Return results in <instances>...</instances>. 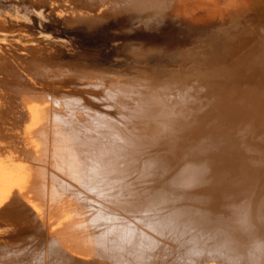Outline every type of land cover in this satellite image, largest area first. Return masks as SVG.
<instances>
[{
	"label": "rangeland",
	"instance_id": "rangeland-1",
	"mask_svg": "<svg viewBox=\"0 0 264 264\" xmlns=\"http://www.w3.org/2000/svg\"><path fill=\"white\" fill-rule=\"evenodd\" d=\"M217 1L219 3L213 2L214 5H220L222 0ZM259 3L261 12L264 15V1H260ZM121 4L125 6L120 7ZM162 11V0H0V264L49 263L47 261L44 263L41 262L45 256H48V254H44V251H47L48 248L51 247V244L48 246V242L57 240L62 244L70 239V236H68L69 234L61 230V224L67 221L68 223L73 221L74 213L77 214H74L76 218L78 216L80 219H84H81L83 220L82 223L79 219L81 226L85 222V218L81 216L83 215L81 214L83 210L80 211V209H84L86 204L83 203L84 205H82L81 202L83 201L74 195L85 185H81L77 179L86 180V173L93 170L91 167L87 166V163L91 161L89 155H117L113 151L101 150L103 149V144L101 143H86L85 140H107L110 138L132 140L133 137H122L119 136V134L122 131H127V128L131 127L133 128L129 129V131L133 133L137 131V120L131 119L130 122V120L127 121V118H125V116H129L131 113L123 112L117 108V106H114L118 99L123 98L122 100H124L131 97L125 93L126 89L121 87V85L125 82H133L131 79L133 75H131V73H122L119 64L122 63L123 60H127L128 62L129 60H133V50L136 48H140L146 55L151 52L148 54L150 58L155 57L156 59L166 60L169 58H178L188 61V59L194 57V55H192L193 53L199 51V48L196 46L198 43V40H196L197 36L203 34L208 27L215 26L219 21L218 14L213 12L208 13V11H204L203 14L201 13L198 17L193 19L183 20L180 18V21L179 18L175 16H167L166 18V16L162 14ZM174 19L176 21H174ZM155 54H157V57ZM32 61H35V64ZM233 61L234 59H230L229 62L219 61L218 64L230 65ZM146 62L142 64V66H146L148 64ZM155 63L157 64L155 60H151L150 66L151 64L155 65ZM169 63L171 62H168L166 65L163 63H160L162 65L159 63L157 65H159V68H181V65L178 66L175 63L169 65ZM191 64V62L187 63L186 66L188 67ZM4 74L7 75L6 77L8 78H5ZM77 77L81 79L75 80ZM2 79L6 80L3 81ZM94 83L95 86H92ZM102 83H105V85L101 86ZM78 86L80 87L78 88ZM204 89L203 95L198 99V101H201V105L200 102L197 101V103L190 104L183 108L184 111L188 109L186 110V113H188L187 115L183 110L180 111L183 114L179 113L184 120L180 118L182 120L177 121V123H183L179 131L181 130L180 134L185 137V140L193 141L195 139L193 142L196 141L195 143L209 150H217V148H221V146H226L225 148H228L229 145H232V142H236V144L234 143L236 146L241 142L246 148V143L252 144L251 140L253 142L252 145L256 144V146L254 145L256 149L264 145V118L262 116L264 115V96H262V98L261 95L247 96L249 94L237 93L223 95V93H216L217 90L215 91V88L212 90L211 88L204 87ZM23 91L25 92L23 93ZM26 91H28V93ZM20 93L23 94V97ZM19 94L21 96H19ZM36 94L38 96L48 97V100L50 98L54 99V102H69V104H72V106L59 107V109L62 110L60 113L69 114L67 120L60 119V123L70 124L67 129H72L74 132L73 135L76 137L72 136L65 139L66 143L61 144L60 150H57L56 153L47 148H42L40 143L35 141L36 138L30 135L26 136L25 133H23L28 131L27 125L29 124L28 122L31 121H29L30 113L28 110L26 111V106H22V103L26 97H29L27 95L36 96ZM78 97H82L81 99L85 102L83 104L85 108L82 109L83 106H81L79 109L78 106H74L76 105L75 102H71V98L77 99ZM95 97H99L97 101ZM255 97L260 99L259 102H261L259 103L257 101L259 104H256L257 106L254 104L256 102L255 100H257ZM250 101L254 105L248 104V102L251 103ZM30 102L31 101H27L26 104H30ZM50 102L51 103H45L40 99L39 102L36 101V104L31 102V105L40 108L44 106L49 108L52 106L54 107V112L58 111L56 110V105H54L55 103L52 104L51 100ZM206 104L208 106V108H206L207 110H205ZM250 105H252V107ZM200 106L201 108L203 106V108L201 109ZM194 111L196 114L202 112L198 114H202V116L204 115L205 117L202 118L204 119L203 122L199 120L201 119L200 117L196 120V123L198 122L200 125H198V123H193L194 120L197 119L196 117L200 116L198 114L195 115L193 113ZM23 113L26 114L23 116ZM189 115L193 118H190ZM81 116H84V119ZM188 119H190V122ZM73 120L76 121V123H72L71 121ZM254 120L256 124L252 123ZM58 121L59 120L54 121L56 127ZM185 122H192V124L189 126V124L187 125ZM186 125L188 127H185ZM255 126H257V129ZM190 127L192 128L189 131ZM89 128L91 131H95V133L99 132L104 135L82 136L85 133L84 131H87ZM253 130L254 132H252ZM183 132L184 134H182ZM76 133L79 135H76ZM250 133H252V135ZM223 138L225 140H223ZM248 138H250V143L248 142ZM260 141H262V143ZM222 142L225 144L224 146L220 144ZM259 143L261 144L259 145ZM125 144L121 143L120 147H124ZM243 144H240V146ZM235 145V148L232 146L229 147V149H231H228L227 153H229V157H232L231 161H233V164L243 168L241 177L237 175L235 180L241 183V187L244 189L247 188V190H245V197L247 200V195H250V192L256 188L259 179L255 174L254 177H251V180H246L249 175L248 172H250L246 168H249L250 165L247 163V160L244 161L246 157V154H244L245 148L242 146L244 150L241 151L238 149L239 146H237V148ZM105 146L109 148L107 145ZM157 146L158 149H156L155 152L161 153V157H167L169 150L160 149V144ZM190 147L193 149L191 150ZM263 147H261V156L255 161L254 169L257 174L264 172ZM131 148L136 149V151L134 150L129 153L130 156H136L135 159H137V156L150 152L143 151L139 146H131ZM186 148L187 145L184 151L188 154V157L186 158L185 156L184 158L182 155L184 159H187L185 160V164L183 163L184 160H181L183 162L177 160L175 163L179 162L177 164L181 163L183 167H187V165L191 167V162L193 161L192 164L199 163V166L206 164L209 168L213 166V162H211L209 158L201 157V154L199 155L201 159L203 158L201 160V162H204L203 164L199 161L200 159L198 160L199 155H194L193 157L192 154H197L193 151L195 149L194 146H190L189 144V148ZM232 148L235 151H232ZM261 148H259V150ZM41 150H43V152H41ZM186 150H189V152ZM38 151L40 152V156L36 158L35 155H37L36 153ZM119 153L126 154L127 150L124 151L123 149ZM150 153H152V151ZM222 156L223 155H220L218 158ZM192 157L195 160L198 157V161L191 160V162H189L188 158L192 159ZM144 159L147 158L145 157ZM228 159L227 162L230 161ZM92 160L94 162L103 161L99 158H92ZM109 161L107 162L117 163L125 160L120 159L118 161V159H112ZM187 162L189 164H186ZM171 164L173 165L174 163ZM174 166L175 168L173 169ZM174 166L172 167L174 174L168 175L169 177L166 176L165 180L163 179L161 183L167 182L176 174L174 170L177 168L176 166L179 168V165L175 164ZM131 168L133 169V166H131ZM178 168L175 170L176 172L180 169ZM94 169L96 170V168ZM98 170L99 169H97V171ZM211 171L213 173H219L218 170ZM23 172L30 173L29 176H27L31 180V186L33 189L37 188V190H35L32 197L23 194L22 200V198L18 197L19 194L16 191L22 192L21 189L25 182V177L22 174ZM128 173V180L130 183L132 182L131 185L133 186L130 185L131 187L129 190L142 189L144 186L142 184L145 180L135 179L137 177L140 178L141 172H139V174L137 171H133V173L130 171ZM147 181L145 182H147L146 184H148L147 187L149 186V189L156 187L154 180L151 181H153L155 185L152 184L153 182H151L150 179ZM137 182L142 184L139 183L136 185ZM13 193H17L18 195H13ZM90 197L93 199L95 198L93 195H90ZM79 204L80 207H78ZM72 205H76L78 209H76V206L74 209L80 213H77L76 210H74L73 213ZM146 205L147 207L152 206L157 208V204L153 205V203L152 205L143 204V207L136 204L134 205L135 207L132 205L133 209L130 208V213L125 214L121 209H118L117 206H109L107 212H109V214L111 213L112 216H119L116 222L118 224L123 223V221H125L124 224H126L130 220L142 221V218L143 221H145L147 218L152 219V216L153 221H158V219L161 220L162 217L170 215V211L168 210L170 205L167 207L164 206L167 209H164V207L161 209L162 207H160L156 209V211L152 210V212L151 210H145L147 208ZM137 206H140V208ZM141 208L144 209L142 210ZM157 210H159V212ZM164 210L167 213L164 212L165 215L163 214ZM161 211L162 213H160ZM201 211L200 209L195 210L193 219H188V222L191 224V229L190 227L185 228V226L182 225H173L174 228L170 227L174 230L169 229L171 231H168V236L166 234L165 239L168 237L167 241L171 240L173 248L176 249V246L192 240L194 235H201L203 238L208 235V240L210 242L211 240H226L230 242L225 246L228 248L234 249L237 246H247V248L255 249H252L254 254H248L244 259L240 255L234 254L232 251L230 254L232 262L235 263L240 261L241 264H264L262 262L264 260V253L260 255L261 257L255 255L256 252H259L256 250L259 247L264 251V243H257L258 245H255L257 248L249 243L255 238L257 240H264V231L262 233L244 234V236H246V238L243 237V241L245 242L246 240L244 244L234 242V238H213L216 236V233H213L210 222H207L206 226L204 223H199V220L204 217ZM261 211L264 213V209H261ZM154 215H156V217ZM157 215L164 216L160 217ZM57 216L58 218H56ZM216 217L217 216H215V218ZM55 218L59 221L63 219L61 220L62 223L60 224L61 221H56ZM54 219L56 223H54ZM119 219H121L122 222ZM77 220L78 218L75 221ZM196 220H198V222H196ZM78 222L77 224L79 225ZM176 226L182 227L183 229L185 228L186 230L181 231V228ZM263 226L264 222H261L260 227L263 228ZM176 228H178L179 231L175 230ZM204 229L206 230L204 231ZM180 231L182 234L184 231L185 234H181V237L175 235L178 234L176 232ZM169 235H174V238L172 237L174 241ZM175 236L177 238H175ZM230 236L238 235L230 234ZM178 239H181V242L178 243V241H180ZM210 242H208V245H210ZM180 247L181 248L178 247L176 250L182 249L184 245ZM48 251L46 253H48ZM179 251L174 253H178ZM55 253H57L58 258L61 259L62 257L69 258L71 255L68 246L63 248L62 251ZM156 253L159 254L157 255L154 253V255L157 256H155L156 258L153 256L151 261H155L160 255H163L162 251H157ZM205 253H207V251L201 254ZM174 257L175 256H173V258ZM77 258L78 260L81 259V257ZM82 261L83 264H110L106 261L98 260L97 258H91L90 260L82 258Z\"/></svg>",
	"mask_w": 264,
	"mask_h": 264
},
{
	"label": "bare ground",
	"instance_id": "bare-ground-1",
	"mask_svg": "<svg viewBox=\"0 0 264 264\" xmlns=\"http://www.w3.org/2000/svg\"><path fill=\"white\" fill-rule=\"evenodd\" d=\"M260 1L264 0H222L220 2V5H214L213 2L216 3L218 2L217 0H162V14L166 16V18L167 16H175L179 18V21L181 19L187 20L196 18L199 16V14H203L204 11H208V13L213 12L218 14L219 21L215 26L208 27L207 29H205L206 31H204L203 34L197 36L196 40H198V43L196 44V46L199 48V51L193 53L192 55H194V57L188 59V61L178 58H169L166 60L156 59L154 57V59L148 57V54H150L151 52L146 55V53H143L140 48H136L133 50L134 54L132 55L134 59L129 60L130 63L127 60H123L122 63L119 64L122 73H131V75H133L131 76L133 82H125L121 85V87H124V89H126L125 93L131 97L124 100H122L123 98L118 99L117 102H115L114 106H117V108H119L123 112L131 113V115L125 116V118H127V121L130 120V122L131 119L137 120L136 130L138 132L135 130V133L129 131V129L133 128L131 127L127 128V131H122L119 134V136L122 137H133L132 140H124V138L119 140L113 138L107 140H85L86 143H101L103 144V149L101 150L109 152L113 151L117 155H89L91 161L87 163V166L91 167L93 170L86 173V180L77 179V181L81 185L85 186L81 188L78 193L74 194L83 201L81 202L82 205L86 204L85 208L82 207L84 209L79 208L80 211L83 210L81 211V214H83L81 216L85 218V224L83 223L82 226L80 225V220L83 218L80 219V217L78 216V220L75 221L77 219L75 215L77 214L74 213V210L78 209V207H80V204L78 207L75 205L76 209H74L75 206L72 205V211L75 215L73 214V221H70V223H68L67 221L65 223L63 222L65 225L61 224V220L63 219H60V222L56 219L58 218L57 216L55 219L62 225L61 230L67 232V234H69L68 236H70V239H68L69 242L68 240H66L61 244V242L57 240H51L49 242L46 241L48 242V246L51 244V247L48 248V253H46L47 251H44V254H48V256H45V258L42 259L43 261L41 262L44 263L45 261H47L49 263L51 262L50 264H83L82 258L86 260L97 258L98 260L106 261L110 264H241L240 261H237L235 263L232 262V257L230 256L232 251L234 252V254L240 255L243 259L248 254H254L252 252V249H255L247 248V246H237L234 249L225 247L228 245V243H230L226 240H211L210 242L208 240V235L204 238L201 235H194L193 239L191 238L192 240L186 243L182 242L183 244L181 245H184L182 249L176 250L178 247L181 248V245L176 246V249L173 248L171 245V240L167 241L168 237L165 239V236L166 234L168 236V231H171L169 229L174 228L173 225H182L185 226V228L190 227L191 224L190 222H188V219L192 220L194 211L198 209H200V211L202 210L201 214H203L204 216H202L203 218L199 220V223H204L206 226V223L210 222L213 233H216V236L213 237L212 235L213 238H234V242L244 244L246 243V240L245 242L243 241V239L246 238L244 234L246 235L248 233H262L264 231V226L263 228L260 227L261 222H264V213H262L261 211V209H264V172L257 174L255 173L254 169L255 161L261 156V147H263L264 145H261V147L257 146L261 148L260 150L259 148L256 149V144H254L255 146L252 145V140L251 145L243 140L247 144L246 148L241 142L239 143L243 145L240 146V144L238 143L239 145L237 146H239V148L235 145L236 142H234L235 144L232 142L231 145L232 147H234L235 145L241 151L244 150L242 146L245 148V153L243 152L244 154H246L244 161L247 160V163L250 165L249 168H246L250 171L248 172L249 175L247 176L246 180H251V177H254L255 174L259 179L258 185L250 192V195H247L246 200L245 190H247V188L244 189L243 187H241V183L235 180V177L237 175L238 177H241V171L243 170V168H240L239 166L233 164V161H231L232 157H229V153H227V150L231 146L227 144L229 146L228 148H225L226 146H224L225 144H223L222 142L220 144H223L224 147L221 146V148H217V150H209L206 147H202L198 143H195L196 141L193 142L195 139L193 141H187V139L185 140V137L180 134L181 130L179 131V128L183 123H177V121L183 119L182 116H180L181 114L179 115V113H182L180 111H184L183 108L187 107L190 104L197 103L198 99H200V97L203 95V92L205 90L204 87L211 88L212 90L213 88H215L214 90H217L216 93H223V95L237 93L249 94L247 96H264V15L261 12V6L259 3ZM121 6L124 7L125 5L121 4L120 7ZM175 19L174 21L178 20ZM155 55L157 57V54ZM230 59H234V61L230 65H222L221 63V65L218 64L219 61L229 62ZM151 60H155L157 64L163 63L164 65L168 64V62H171L172 64L175 63L178 66L181 65V68H159V65H157L156 63L155 65H153V63L150 66ZM32 62H34L35 64V61ZM145 62L148 64L146 66H142V64H144ZM190 62L192 64L187 67L186 64ZM171 63H169V65ZM6 76L7 75H5V78H8ZM80 79L81 78L77 77L75 80ZM2 80L4 81L6 79ZM104 85L105 83H102L101 86ZM81 86L84 87L83 85ZM92 86H95V83L92 84ZM79 87L80 86H78V88ZM24 92L25 91H23V93ZM26 92L28 93V91ZM20 94L19 96L22 95L23 97V94ZM27 96H29L30 98L24 97L25 100L24 102L22 101L23 105H21L27 107H25V109L30 113L29 121L31 122H28L30 125L26 124L28 127V131L23 133H25L26 136L30 135L36 138L35 141L37 143H40V146H42V148H47L48 150L54 151V153H56L57 150H60L61 144L66 143L65 139H68L72 136L76 137L75 135H73L74 132L72 129H67L70 124L60 123V119L67 120V116H69V114L60 113L62 110H60L59 107L69 105L72 106V104H69V102H54V99L50 98L48 100V97L40 95L38 96L37 94L36 96ZM81 98L82 97H78L77 99L71 98V102H75L76 105L74 106H78L79 109L81 106H83L82 109L85 108L83 105L85 102H83ZM97 98L95 97L96 101ZM40 99H42L45 103H51V100L52 104L55 103L54 105H56V110L58 111L54 112V107L52 106L49 108L45 106L40 108L38 106L31 105V102L36 104V101L39 102ZM259 100L260 99L257 98L254 104H258ZM27 101H31L30 104H26ZM198 102H200L201 105V101L199 100ZM248 104H252V102H248ZM252 105L250 106L252 107ZM206 108H208L207 104L205 106V110H207ZM186 110L184 111V113L187 115L188 113H186ZM26 113H23L22 115L24 116V114ZM193 113L197 115L198 113L202 112H198L196 114L194 111ZM198 115L200 116H197V119H195L194 117L195 120L193 119V123H196V120L199 119L198 117H200L201 119L199 120H202L203 122L204 119L202 118H205L204 115ZM84 116L81 117H83L84 119ZM262 116L264 118V115ZM189 117L193 118L191 117V115H189ZM57 120L59 121L56 127L54 121ZM188 121L190 122V119H188ZM71 122L76 123V121L74 120ZM254 122L252 123L256 124V122ZM132 124L135 125L134 123ZM188 124L190 126L192 122L187 123V125ZM187 125L185 127H188ZM198 125L200 124L198 123ZM255 127L257 129V126ZM191 128L192 127H190V129L188 128L189 131L191 130ZM254 130L252 132H254ZM84 132L85 133L82 136L87 137L88 135H104L99 132L95 133V131H91L90 128ZM184 132L182 134H184ZM194 132L197 133L196 131ZM250 134L252 135V133ZM76 135L79 134L76 133ZM250 138H248V142ZM223 140L225 139L223 138ZM260 142L262 143V141ZM121 143L127 144H125L124 147H120ZM261 143H259V145ZM158 144H160V149H166L167 151L169 150L167 157H161V153L155 152L156 149H158ZM189 144L190 146H194L196 149V151L195 149L193 151L197 154L191 153L193 157L194 155L201 154V157L209 158L211 162H213V166L209 168L207 167V164L203 165L206 167H203L201 165L199 166V163L192 164L193 161L191 162V160H195L193 157L192 159L188 158L189 162H191V167L190 165L189 167L188 165L187 167H183L181 163H175V161L177 160H179L180 162H183L181 160H184L183 163L185 164V160L187 159L184 158L185 156L187 158L188 154L184 150L186 145V149L189 148ZM105 145H107L109 148H107ZM131 146H139V148H141L143 151H152V153L149 152L147 154L137 156V159H135L136 156L129 155L131 151H136V149L131 148ZM123 149L124 151L127 150L126 154L119 153ZM192 149L193 148H191V150ZM233 150L234 149L232 148V151ZM186 151L189 152V150ZM41 152H43V150H41ZM178 153H180L181 155ZM36 154L37 155H35V157L39 158L40 152L38 151ZM182 155L184 158L182 157ZM220 155L223 156L218 158ZM145 157L147 159H144ZM92 158H99L103 161L94 162ZM197 158L195 161H198L200 159L199 161L201 162V160L203 159L200 158V155L198 160ZM112 159H118V161L120 159H124L125 161L117 163L107 162ZM227 159L230 161L227 162ZM171 163L174 164L172 165ZM201 163L203 164L204 162ZM175 164L179 165L180 169L178 168V166H176L179 169L177 170V172L175 171L177 168L174 170L176 174L173 175V177H171L167 182L161 183L163 179L165 180L166 176L173 173L172 167ZM186 164L189 163L187 162ZM131 166H133L134 170L131 168ZM94 168H96V170ZM174 168L175 166L173 167V169ZM97 169L99 170L97 171ZM211 170H218L219 173H213ZM130 171H132V173L133 171H137L138 174L139 172H141L140 178L137 177L135 179H140L143 181H147L149 179L150 181L154 180L156 187L149 189V186L147 187L148 184H146L148 181H144L143 184L139 182L140 184L144 185L142 189L130 191L129 188L132 186V182H129V175H127ZM22 174L25 177V182L23 183V188L21 189L22 192L20 193L16 191L19 194L18 197L22 198L23 194L32 197L37 188L33 189V187L31 186V180L28 177L30 173L23 172ZM154 182L152 184H154ZM139 183L137 182L136 185ZM17 193H13V195ZM90 195H93V197L95 198H91ZM152 203L153 205L157 204V208L152 206L147 207L146 205V211L151 210L152 212V210L156 211V209L160 207H162L161 209H163L164 206L167 207L170 205L169 207L171 209L168 207L170 215L164 216L166 213L164 210V215H162L164 217L160 216L161 214L157 215L162 217L161 220L158 219V221H153L152 216V219L147 218V220L145 221H143L142 218V221L133 220V222L132 220H130L126 224H124L125 221H123V223L121 224H118L116 222L119 216L115 217L116 215L112 216L111 213L109 214V212H107L109 206H117L118 209H121L125 214H128L130 213V208L133 209V206L136 204L143 207V204L152 205ZM137 207L140 208V206ZM166 207H164V209ZM141 209L143 210L144 208ZM157 211L159 212V210ZM78 212L79 211H77V213ZM160 213H162V211ZM154 216L156 217V215ZM215 216L217 217L215 218ZM55 219L53 220L54 223H56ZM83 220H81V223L83 222ZM77 222L80 226L77 224ZM196 222H198V220H196ZM179 228H181V231L186 230L182 227ZM175 230H178V228H176ZM205 230L206 229H204V231ZM181 231L176 232L178 234L175 235L180 236L182 234ZM183 234H185L184 231ZM230 234H237L238 236H230ZM173 236H171V239L174 238ZM175 238L177 237L175 236ZM178 240H180L178 241V243L181 242V239ZM208 242H210V245H208ZM262 242L264 243L263 239L257 240L255 238L249 243L250 245L252 244V246L255 247V245H258L257 243ZM67 246L69 247V251L71 252L70 257H62V259L58 258V254L55 252L62 251V249L66 248ZM175 250L180 251L178 253H174L176 252ZM256 250H258L259 252H256L255 255H257L258 257L260 255H263L264 251H262L260 247ZM157 251H162L163 255H160L159 258H157L155 261H151L153 256L154 258H156L155 256L159 254L156 253ZM206 251L207 253L201 254L202 252ZM154 253L157 255H154ZM73 255L81 257V259L78 260V258L74 257ZM173 256L175 257L173 258ZM262 262L264 263V260Z\"/></svg>",
	"mask_w": 264,
	"mask_h": 264
}]
</instances>
